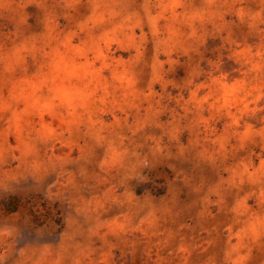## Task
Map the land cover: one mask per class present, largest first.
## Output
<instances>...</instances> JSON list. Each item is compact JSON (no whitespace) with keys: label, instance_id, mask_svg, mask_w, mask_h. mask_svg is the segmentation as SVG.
Instances as JSON below:
<instances>
[{"label":"rangeland","instance_id":"obj_1","mask_svg":"<svg viewBox=\"0 0 264 264\" xmlns=\"http://www.w3.org/2000/svg\"><path fill=\"white\" fill-rule=\"evenodd\" d=\"M0 264H264V0H0Z\"/></svg>","mask_w":264,"mask_h":264}]
</instances>
